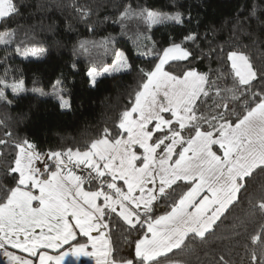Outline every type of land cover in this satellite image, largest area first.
I'll return each instance as SVG.
<instances>
[{
  "label": "snow or ice",
  "instance_id": "1",
  "mask_svg": "<svg viewBox=\"0 0 264 264\" xmlns=\"http://www.w3.org/2000/svg\"><path fill=\"white\" fill-rule=\"evenodd\" d=\"M73 7L82 17L90 15V9ZM19 15L15 0H0V21ZM118 19L122 29L129 21L149 29L184 22L179 11L130 4ZM236 31L254 37L253 47H210L201 53L216 58L219 68L214 74L190 66L200 58L191 48L197 33L162 49L152 41L141 53L152 58L151 66L139 68L140 82L129 93L130 106L119 113L115 131L104 127L79 146L47 153L26 138L13 141L14 157L0 164V176L13 181H0L2 264H65L70 255L87 256L95 264H191L195 246L207 243L245 202L246 215L234 218L231 232L247 256L246 261L241 257V264H264V12L258 14V6H253L249 16L237 22ZM17 32L0 31V45L12 44ZM88 43L79 47L88 51ZM111 43L110 38L98 45L92 42L105 52ZM15 52L40 57L46 49L18 45ZM114 55L102 71L88 70L91 86L104 73L131 70L123 51ZM180 62L189 66L173 71ZM6 89L14 96L28 91L23 80L0 79V103L7 105L12 101ZM52 89L50 94L32 91L52 95L61 110L70 109L62 78ZM5 136L11 138L12 133ZM8 143L0 139V145ZM113 229L123 234L132 255L120 254ZM78 237L87 241L81 243ZM233 251L239 249L229 247L227 255L217 252L211 264H233ZM196 259L199 264L200 257Z\"/></svg>",
  "mask_w": 264,
  "mask_h": 264
},
{
  "label": "trees",
  "instance_id": "2",
  "mask_svg": "<svg viewBox=\"0 0 264 264\" xmlns=\"http://www.w3.org/2000/svg\"><path fill=\"white\" fill-rule=\"evenodd\" d=\"M20 7V15L8 21H0V31L18 30L10 45H0V79L23 80L28 91L14 96L11 89L6 95L11 105L0 103V139L9 140L0 145V164L10 163L15 154L13 141L28 139L39 152L76 147L86 139L95 137L104 127L115 131L119 113L129 105V93L140 82L139 68L149 69L151 57L142 55L152 41L157 48L167 47L172 41L181 43L189 33H197L196 44L191 45L199 59L190 66L202 73H215L219 63L215 57L201 56L209 48L236 47L247 50L253 47L252 40L236 31L238 21L249 16L253 6H258V14L264 12V0H15ZM90 9V15L82 17L73 7ZM147 7L160 12H181L183 23L167 22L154 25L150 29L143 23L129 21L122 29L119 14L124 6ZM42 7L38 8L37 6ZM256 25H252L255 30ZM140 38L137 39L139 34ZM151 37V40L145 39ZM110 38L109 51L94 47L92 42ZM264 41V34L260 36ZM81 42H89L88 51L82 50ZM42 47L46 53L40 57H27L15 52L17 46ZM125 53L132 68L128 72L106 74L97 77L95 87L89 83L87 71L101 69L115 59V51ZM75 65V67H73ZM187 62H180L173 71L180 72ZM62 78L65 98L71 108L61 110L59 102L52 95H39L32 89L52 92V85ZM11 132L12 137L5 136ZM50 165L52 164L49 163ZM0 181L11 184L9 177L0 176ZM243 192L241 196H243ZM246 202L237 205L233 214L210 236L207 243L197 244L189 259L191 264H211L217 252H225L229 247L238 248L230 259L233 264H241V257L247 260L244 250L235 243L236 237L230 225L235 217H244ZM157 214H162L158 212ZM251 230L252 225H249ZM240 244L244 242V229H240ZM112 239L121 255H132L133 248L123 240V234L113 229ZM81 243L86 237H78ZM67 248V246H65ZM209 252L205 257L204 252Z\"/></svg>",
  "mask_w": 264,
  "mask_h": 264
},
{
  "label": "rangeland",
  "instance_id": "3",
  "mask_svg": "<svg viewBox=\"0 0 264 264\" xmlns=\"http://www.w3.org/2000/svg\"><path fill=\"white\" fill-rule=\"evenodd\" d=\"M112 64V63H111ZM111 64H108V65H106V66H110ZM105 66V67H106ZM104 68V67H103ZM103 68H101V69H97L98 71H102L103 70ZM88 72V71H87ZM107 73H104L103 75H106ZM103 75H100V76H103ZM100 76H98V77H100ZM45 153V152H44ZM49 163H51V161H49ZM42 170H43V168H42ZM93 235H96V234H93ZM89 251L91 250L90 248L88 249ZM83 259V260H82ZM72 260H77L78 261V263L79 264H95V261H94V259H91V258H89V257H87V256H80L78 259L77 258H75V257H73V256H69V257H67L66 258V260H65V264H70V262L72 261Z\"/></svg>",
  "mask_w": 264,
  "mask_h": 264
},
{
  "label": "crops",
  "instance_id": "4",
  "mask_svg": "<svg viewBox=\"0 0 264 264\" xmlns=\"http://www.w3.org/2000/svg\"><path fill=\"white\" fill-rule=\"evenodd\" d=\"M45 153H47V152H45ZM93 234H95V233H93ZM3 260H4V258H3V257H0V264H2ZM82 260H83V259H82ZM70 264H79V263H78L77 260H72V261L70 262Z\"/></svg>",
  "mask_w": 264,
  "mask_h": 264
},
{
  "label": "built area",
  "instance_id": "5",
  "mask_svg": "<svg viewBox=\"0 0 264 264\" xmlns=\"http://www.w3.org/2000/svg\"><path fill=\"white\" fill-rule=\"evenodd\" d=\"M37 167H40L42 169L43 168V164L42 163H37Z\"/></svg>",
  "mask_w": 264,
  "mask_h": 264
}]
</instances>
